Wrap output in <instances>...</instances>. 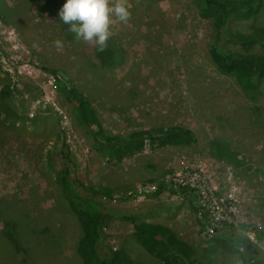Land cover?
<instances>
[{"label": "rangeland", "instance_id": "obj_1", "mask_svg": "<svg viewBox=\"0 0 264 264\" xmlns=\"http://www.w3.org/2000/svg\"><path fill=\"white\" fill-rule=\"evenodd\" d=\"M33 1L0 0V264H83L76 210L56 177L62 160L85 184L111 189L102 201L167 228L189 252L153 256L129 219L109 217L106 244L134 264H264V237L251 231L264 232V79L247 90L215 65L213 10L203 12L200 0H127L131 19L114 22L99 52L60 20L65 0L43 12ZM250 3L245 16L230 11L220 45L264 56V0ZM249 37L256 41L243 44ZM55 78L83 95L106 133H146L142 147L121 160L102 154ZM177 128L187 137L163 135ZM178 177L210 218L249 225L236 231L254 256L211 248L212 229L186 198L147 195ZM12 218L19 243L3 224Z\"/></svg>", "mask_w": 264, "mask_h": 264}, {"label": "trees", "instance_id": "obj_2", "mask_svg": "<svg viewBox=\"0 0 264 264\" xmlns=\"http://www.w3.org/2000/svg\"><path fill=\"white\" fill-rule=\"evenodd\" d=\"M250 1L200 0L203 12L213 10L211 52L215 58V65L222 69L223 72L233 75L245 89L255 91L264 79V56L254 52L241 54L220 45V37L230 11L234 10L238 15L245 16L252 8ZM33 5L37 7L39 12L50 9L49 0H34ZM253 41H256V38H245L243 44H251ZM47 71L50 72L51 70L47 69ZM54 85L58 93L72 104L77 123L82 126L86 133H89L93 144L102 154L109 158L121 160L133 154L137 147H142L143 138L147 136L146 133L135 131L128 137L106 133L97 114L78 90L75 88L67 89L57 78L54 79ZM188 133L183 129L177 128L165 132L163 135L178 139L180 137L186 138ZM64 158L69 160L67 155ZM61 165L56 177L62 189L69 196L70 205L76 210V219L82 231L77 249L83 264H134V261L125 251L117 250L106 244L105 222L112 216H123L129 219L134 226L136 240L151 255L166 261H174L178 257L188 256L189 252L185 243L176 241L174 235L168 232L167 228L153 222L139 220V212L116 208L111 206L110 203L102 201V196L109 197V199L112 197L110 188L85 184L75 165L72 172L65 160H62ZM162 190H167L170 194L180 198H186L187 202L199 213V217L204 224L211 227L213 235L210 240L211 248H220L221 251L234 253L239 251V247H244L245 253H252L254 256L252 249H249L248 245H246L247 236L236 231L237 229L249 228L248 224L244 222L235 223L225 219L216 221L210 218L207 214L209 210H205L204 207L195 201L196 189L190 185L176 188L159 183V186L151 195L157 196ZM147 195L150 196V193ZM20 221H24V219L21 217ZM15 223L16 221L13 218L12 220H3V224L11 232L15 231L13 228ZM223 229H226V231ZM251 231L254 232L256 237H264V232L252 229ZM26 232H24L25 237L22 239L25 241L27 240ZM33 234L37 245L36 233L33 232ZM11 237H13V233ZM13 241L14 243H19L20 241L19 234L16 231ZM40 244L42 245L43 242L40 241ZM183 260L185 259L183 258Z\"/></svg>", "mask_w": 264, "mask_h": 264}, {"label": "clouds", "instance_id": "obj_3", "mask_svg": "<svg viewBox=\"0 0 264 264\" xmlns=\"http://www.w3.org/2000/svg\"><path fill=\"white\" fill-rule=\"evenodd\" d=\"M64 24L70 25L68 31L75 34L77 41L94 44L97 51L104 52L115 21L127 24L132 13L127 0H65L58 10ZM57 50L63 48L61 40L54 41Z\"/></svg>", "mask_w": 264, "mask_h": 264}, {"label": "built area", "instance_id": "obj_4", "mask_svg": "<svg viewBox=\"0 0 264 264\" xmlns=\"http://www.w3.org/2000/svg\"><path fill=\"white\" fill-rule=\"evenodd\" d=\"M172 185V187H176V188H181L182 186L184 185H190L192 186L190 183H185L184 180L180 179L179 177L177 178V180L173 183H169V184H166V185ZM193 187V186H192Z\"/></svg>", "mask_w": 264, "mask_h": 264}, {"label": "crops", "instance_id": "obj_5", "mask_svg": "<svg viewBox=\"0 0 264 264\" xmlns=\"http://www.w3.org/2000/svg\"><path fill=\"white\" fill-rule=\"evenodd\" d=\"M150 196H153V195H150Z\"/></svg>", "mask_w": 264, "mask_h": 264}]
</instances>
